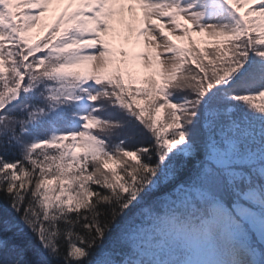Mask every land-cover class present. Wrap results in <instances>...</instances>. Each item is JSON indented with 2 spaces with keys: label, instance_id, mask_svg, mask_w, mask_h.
Instances as JSON below:
<instances>
[{
  "label": "snow or ice",
  "instance_id": "1",
  "mask_svg": "<svg viewBox=\"0 0 264 264\" xmlns=\"http://www.w3.org/2000/svg\"><path fill=\"white\" fill-rule=\"evenodd\" d=\"M0 264H264V0H0Z\"/></svg>",
  "mask_w": 264,
  "mask_h": 264
},
{
  "label": "trees",
  "instance_id": "2",
  "mask_svg": "<svg viewBox=\"0 0 264 264\" xmlns=\"http://www.w3.org/2000/svg\"><path fill=\"white\" fill-rule=\"evenodd\" d=\"M129 131L133 132L134 136H135L134 140L130 141V143H137L138 144L140 141L148 139V137L145 134H143V132H141L140 130H138L134 127L130 126Z\"/></svg>",
  "mask_w": 264,
  "mask_h": 264
}]
</instances>
